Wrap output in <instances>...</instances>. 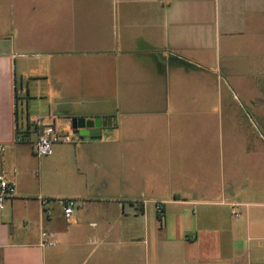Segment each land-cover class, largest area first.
<instances>
[{"label":"crops","instance_id":"1","mask_svg":"<svg viewBox=\"0 0 264 264\" xmlns=\"http://www.w3.org/2000/svg\"><path fill=\"white\" fill-rule=\"evenodd\" d=\"M0 143V264H264V0H0Z\"/></svg>","mask_w":264,"mask_h":264},{"label":"built area","instance_id":"2","mask_svg":"<svg viewBox=\"0 0 264 264\" xmlns=\"http://www.w3.org/2000/svg\"><path fill=\"white\" fill-rule=\"evenodd\" d=\"M38 126V134L35 142L32 145L33 153L37 158L49 157L52 154V148L56 144H70L73 139L68 134H60L56 131L54 126L42 125L40 121L36 122ZM40 124V125H39ZM19 140L17 135L14 136V143L18 144ZM5 145L0 143V155L4 154ZM16 193L15 182L9 180L6 177L4 171H0V210L3 209L4 204L7 200L14 197ZM48 199H42V204H47ZM61 205L62 212L66 218L70 216L77 209V202L75 199H63L59 201ZM41 240L43 244L54 245L56 240H54V234L42 232Z\"/></svg>","mask_w":264,"mask_h":264},{"label":"rangeland","instance_id":"3","mask_svg":"<svg viewBox=\"0 0 264 264\" xmlns=\"http://www.w3.org/2000/svg\"><path fill=\"white\" fill-rule=\"evenodd\" d=\"M18 94L20 93V90H19V88H18ZM70 136L72 137V139H74L75 138V136L74 135H72V134H70ZM19 138L21 139V136H19ZM19 139V140H20ZM15 148H19L20 146H14ZM11 149L12 148H8L7 149V153H9L10 151H11ZM31 149V150H30ZM23 150L25 151L24 152V154H25V156L27 157V159H28V166H30L31 168V170L34 172V174H35V172L37 171V166H38V158L34 155V153H33V149H32V147H30V145H28V146H25L24 148H23ZM6 153V154H7ZM2 158V155H0V159ZM34 176V175H33ZM35 177V176H34ZM162 223V225L164 226V222L162 221L161 222Z\"/></svg>","mask_w":264,"mask_h":264},{"label":"water","instance_id":"4","mask_svg":"<svg viewBox=\"0 0 264 264\" xmlns=\"http://www.w3.org/2000/svg\"><path fill=\"white\" fill-rule=\"evenodd\" d=\"M95 125V123H93V125L92 126H94ZM73 127H74V123H73ZM88 128H91V126L89 127L88 126ZM74 133H78V131H74ZM96 133V130L95 129H91V131H89V133H85V135H89L90 136V138L91 139H98V138H100V136H94V134Z\"/></svg>","mask_w":264,"mask_h":264},{"label":"trees","instance_id":"5","mask_svg":"<svg viewBox=\"0 0 264 264\" xmlns=\"http://www.w3.org/2000/svg\"><path fill=\"white\" fill-rule=\"evenodd\" d=\"M16 135H17V137H18V132L16 131ZM18 139H20L19 137H18ZM20 140H23V138L22 139H20Z\"/></svg>","mask_w":264,"mask_h":264}]
</instances>
